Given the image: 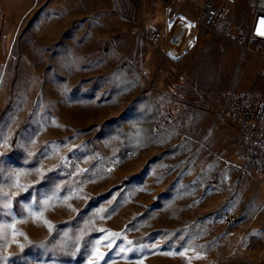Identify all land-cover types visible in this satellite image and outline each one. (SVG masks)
I'll return each instance as SVG.
<instances>
[{
	"label": "rangeland",
	"instance_id": "rangeland-1",
	"mask_svg": "<svg viewBox=\"0 0 264 264\" xmlns=\"http://www.w3.org/2000/svg\"><path fill=\"white\" fill-rule=\"evenodd\" d=\"M139 9L0 0V264H264V174L216 100L264 90V61Z\"/></svg>",
	"mask_w": 264,
	"mask_h": 264
},
{
	"label": "built area",
	"instance_id": "built-area-1",
	"mask_svg": "<svg viewBox=\"0 0 264 264\" xmlns=\"http://www.w3.org/2000/svg\"><path fill=\"white\" fill-rule=\"evenodd\" d=\"M169 8L165 20L174 13L193 19L204 28L219 34L264 61V0H244L248 10L246 25L234 17H242L234 7L240 0H160ZM111 10L121 19L135 22L142 0H109ZM145 39L157 45L161 26H145ZM207 102L212 103L208 96ZM216 100L223 115L242 136L244 152L237 167L246 175L264 174V90L226 91Z\"/></svg>",
	"mask_w": 264,
	"mask_h": 264
},
{
	"label": "crops",
	"instance_id": "crops-1",
	"mask_svg": "<svg viewBox=\"0 0 264 264\" xmlns=\"http://www.w3.org/2000/svg\"><path fill=\"white\" fill-rule=\"evenodd\" d=\"M141 3H142V2H141ZM174 22H175V21L172 22L173 25L175 24ZM192 26H195V22H193V20H192Z\"/></svg>",
	"mask_w": 264,
	"mask_h": 264
},
{
	"label": "bare ground",
	"instance_id": "bare-ground-1",
	"mask_svg": "<svg viewBox=\"0 0 264 264\" xmlns=\"http://www.w3.org/2000/svg\"><path fill=\"white\" fill-rule=\"evenodd\" d=\"M182 33V32H181Z\"/></svg>",
	"mask_w": 264,
	"mask_h": 264
}]
</instances>
